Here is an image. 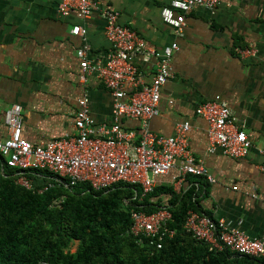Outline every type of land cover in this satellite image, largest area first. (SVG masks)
Instances as JSON below:
<instances>
[{
  "label": "crops",
  "instance_id": "crops-1",
  "mask_svg": "<svg viewBox=\"0 0 264 264\" xmlns=\"http://www.w3.org/2000/svg\"><path fill=\"white\" fill-rule=\"evenodd\" d=\"M119 13V22L142 36L147 44L162 48L176 41L171 57L172 75L161 88L158 114L150 130L174 132L177 123L190 125L188 146L215 177L181 178L176 159L168 173L153 177L155 186H171L175 193L193 189L201 210L223 219L249 236L264 233V173L259 150L264 146V0H221L214 11L193 6L184 13L181 34L165 24L162 6L172 0H95ZM61 0H0V138L8 135L4 112L12 104L22 107V136L32 144L74 134L77 100L87 97L96 124L112 120V96L95 73L79 80L76 50L81 44L70 30L87 28V58L104 62L111 45L105 37V20L94 10L90 17L58 12ZM248 48L251 53H240ZM148 81L155 60L137 59ZM220 96L236 123L247 133L251 147L234 158L220 149L208 151L207 122L195 109ZM121 125L136 129V119ZM235 187V189L233 188ZM166 203L170 197L163 195Z\"/></svg>",
  "mask_w": 264,
  "mask_h": 264
},
{
  "label": "built area",
  "instance_id": "built-area-1",
  "mask_svg": "<svg viewBox=\"0 0 264 264\" xmlns=\"http://www.w3.org/2000/svg\"><path fill=\"white\" fill-rule=\"evenodd\" d=\"M220 2L172 0L161 7L160 16L165 24L181 34L186 11L195 5L214 11ZM94 10L105 20L104 33L111 45L104 62L87 58L89 44L85 26L73 25L70 32L81 40L76 50L81 67L79 80L84 82L86 75L96 74L112 96V120L96 124L89 112L87 97L83 96L77 100L74 134L32 144L22 136V107L14 103L3 115L8 135L0 138V155L6 164L65 178L66 186L87 184L93 190H101L117 183H128L137 185L142 189L141 195H145L155 187L153 177L168 173L176 159H181V178L187 174L199 175L214 183L215 177L189 149L190 125L187 121L177 123L170 135L157 134L149 127V120L158 114L161 88L172 75L171 57L178 49L177 42L172 41L162 48L147 44L137 31L119 22L117 11L95 0H61L58 4V12L62 15L73 11L78 17L87 18ZM239 52L251 53V50L245 48ZM138 57L144 61L155 60V70L148 81L140 71ZM195 112L207 122L209 152L220 149L234 158L247 155L251 140L236 123L223 98L217 95L206 100L197 105ZM122 118L136 119L139 126L125 128L121 125ZM259 152L262 161L258 168L264 173V146ZM17 182L29 189L38 187V192L51 185L45 181L40 187L35 186L22 175ZM61 200L62 197L55 199L54 204ZM170 218L171 213L165 207L150 213L131 210L127 232L141 244L160 248L164 238L174 235L167 227ZM184 228L212 250L228 248L264 260V233L251 237L239 228L230 227L223 219L194 211H188Z\"/></svg>",
  "mask_w": 264,
  "mask_h": 264
},
{
  "label": "trees",
  "instance_id": "trees-1",
  "mask_svg": "<svg viewBox=\"0 0 264 264\" xmlns=\"http://www.w3.org/2000/svg\"><path fill=\"white\" fill-rule=\"evenodd\" d=\"M21 175L35 186L51 185L41 192L26 188L17 182ZM66 183L45 171L10 167L0 155V264H264L228 248L212 250L185 230L188 211L212 217L191 188L175 193L171 186H155L141 195L128 183L101 190ZM162 194L170 196L166 203ZM161 207L171 213L167 227L174 235L160 248L137 242L127 232L131 210Z\"/></svg>",
  "mask_w": 264,
  "mask_h": 264
},
{
  "label": "rangeland",
  "instance_id": "rangeland-1",
  "mask_svg": "<svg viewBox=\"0 0 264 264\" xmlns=\"http://www.w3.org/2000/svg\"><path fill=\"white\" fill-rule=\"evenodd\" d=\"M150 177H152V175H149ZM75 249V244L72 246L71 250L73 251Z\"/></svg>",
  "mask_w": 264,
  "mask_h": 264
}]
</instances>
